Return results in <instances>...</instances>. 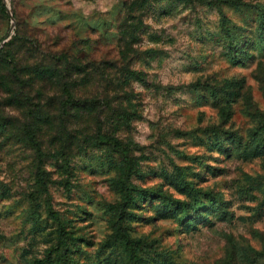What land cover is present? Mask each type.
<instances>
[{"label":"rangeland","instance_id":"rangeland-1","mask_svg":"<svg viewBox=\"0 0 264 264\" xmlns=\"http://www.w3.org/2000/svg\"><path fill=\"white\" fill-rule=\"evenodd\" d=\"M260 139L264 0H0V264H264Z\"/></svg>","mask_w":264,"mask_h":264},{"label":"trees","instance_id":"trees-1","mask_svg":"<svg viewBox=\"0 0 264 264\" xmlns=\"http://www.w3.org/2000/svg\"><path fill=\"white\" fill-rule=\"evenodd\" d=\"M2 10L4 11V7H1ZM65 94L67 95V99L65 100V105H71L73 104V100L71 99V95L68 91L64 89ZM262 139L258 140L257 144L254 146V150L258 152V154H264V141L261 142ZM126 245H129L130 241L128 239H123ZM37 264H42V261H37ZM63 264V263H62Z\"/></svg>","mask_w":264,"mask_h":264}]
</instances>
